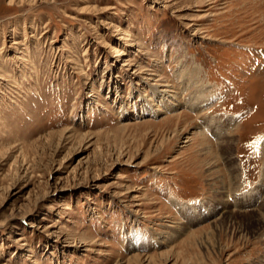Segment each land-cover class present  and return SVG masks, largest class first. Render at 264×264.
Listing matches in <instances>:
<instances>
[{"label":"rangeland","instance_id":"obj_1","mask_svg":"<svg viewBox=\"0 0 264 264\" xmlns=\"http://www.w3.org/2000/svg\"><path fill=\"white\" fill-rule=\"evenodd\" d=\"M263 174L264 0H0V264H264Z\"/></svg>","mask_w":264,"mask_h":264},{"label":"bare ground","instance_id":"obj_2","mask_svg":"<svg viewBox=\"0 0 264 264\" xmlns=\"http://www.w3.org/2000/svg\"><path fill=\"white\" fill-rule=\"evenodd\" d=\"M125 39H127L126 36H125V34L124 35L121 34L118 41H123ZM14 45H16V44L14 43ZM115 53L117 54L116 57H120L121 55H123V54H121V52L118 49L115 51ZM191 83L192 82L190 80H185V81H182L181 82V87H182L181 93L182 94H185V93H187L190 90ZM151 88H152V90H153L154 93H157L158 98H160V100H159L158 103H162V105L164 106V108L166 109V111H168L169 108L171 109V107H176L175 105H172V103L169 101L170 99H174V97H173V95H172V93L170 91H168V90L167 91H163L162 90L163 92L158 93L156 88H154V87H151ZM167 102H169L170 104H168ZM181 105H183V107L186 106L189 109H193V110H195L197 112H200L202 110V108H203V105L199 103V100H196L195 98L193 99V98H190V97H188L187 100H184V102L182 104L178 102L177 107H180ZM206 128H207V130H209L211 128V126H207ZM218 129H215L214 131L213 130L211 131V133H215V135H214L215 137H218L219 136V138H220V137H222L224 135H227V130L226 131H220ZM230 129H231V126L229 125L228 126V130H230ZM200 132H202V131L200 130ZM225 137H227V136H225ZM234 142H235V140L233 139V137L229 135L227 138H224V139L220 140L219 143H218V146L225 145V146H229V148H231L234 145ZM236 172H238V169L237 168H234L233 167L231 169V167H230L228 169V175L230 177V180L233 181V179L237 177L238 174H236ZM261 180H264V174H263V177L261 178ZM256 191H255V189L252 190L250 192L251 195H253ZM220 220L216 219V220L212 221V223L215 224L217 221H220ZM260 220L262 222L264 221V215L263 216L260 215Z\"/></svg>","mask_w":264,"mask_h":264}]
</instances>
